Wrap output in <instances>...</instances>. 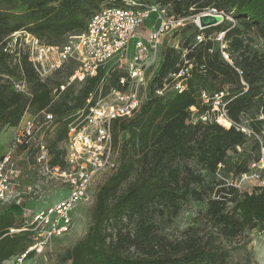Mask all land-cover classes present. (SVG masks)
Wrapping results in <instances>:
<instances>
[{"label": "trees", "instance_id": "trees-1", "mask_svg": "<svg viewBox=\"0 0 264 264\" xmlns=\"http://www.w3.org/2000/svg\"><path fill=\"white\" fill-rule=\"evenodd\" d=\"M104 1L0 0V73L20 72L32 91L31 96L17 92L0 77V129L17 126L28 108L52 112L58 122L51 143L53 164H63L58 144L67 135L72 114L84 105L102 73L84 82L77 95L74 83L55 99L53 86L64 80L57 74L48 82L42 81L27 56L15 63L4 48L9 36L18 30H26L47 44L61 45L68 35L85 28L88 19L104 7ZM136 1L168 5L180 16L217 8L230 14L235 23L223 20L203 28L189 24L174 32L180 34L181 47L162 50L160 65L139 111L113 123L119 165L98 188L93 223L63 256V264H230L233 249L246 232L264 229V187L240 191L227 184L224 178L230 173L236 175L248 168L251 159L230 155L248 138L234 126L226 129L217 122L194 121L191 107H196L197 114L207 112L212 104L204 101L203 93L211 98L225 91L228 117L239 122L252 114L251 121L246 119L248 124L262 132L264 51L254 46V35L264 41V0ZM123 2L113 0L108 5ZM221 31L226 32L231 61L223 57L214 38ZM200 34L205 38L195 41ZM183 49L187 51L183 53ZM185 59L193 64L186 88L158 93ZM118 77L111 74L107 87L115 85ZM191 200L207 202L203 214L209 231L189 227L182 236L171 239L162 232L159 221L174 219ZM24 224L23 215L0 213V264L14 255L30 254L34 232H10Z\"/></svg>", "mask_w": 264, "mask_h": 264}, {"label": "built area", "instance_id": "built-area-1", "mask_svg": "<svg viewBox=\"0 0 264 264\" xmlns=\"http://www.w3.org/2000/svg\"><path fill=\"white\" fill-rule=\"evenodd\" d=\"M208 14L235 23V19L223 10L211 7L201 16ZM153 15L155 22L150 28H145L144 22ZM191 16L175 14L168 5L157 2L129 0L126 5L102 7L88 19L82 31L68 35L61 45L47 44L26 30L15 31L9 36L4 50L13 56L15 63H21L23 56H27L42 81L48 82L60 71L68 70L64 81L59 86H53L55 99L67 86L84 83L102 73L97 85L85 98L84 105L72 114L67 135L61 141V147L58 145L63 164L52 163L53 152L47 141V135L58 127L55 114L47 109L35 111L28 108L16 126L9 149L0 157V204L10 203L19 195L16 190L22 169L15 158L19 151H33L36 174L51 183L68 185L69 194L33 211L31 217L24 214V226L11 228V233L31 229L34 238L43 242L71 230L72 213L89 197L93 183L101 176L112 173L119 165V153L113 139L114 121L133 117L139 111L152 79L149 71L153 67L156 70L160 65L164 37L185 26ZM201 16L196 20L200 28ZM225 34L221 31L214 38L223 57L231 61ZM197 38L202 41L205 37L200 34ZM132 42L133 56L130 53ZM192 67L193 64L185 59L177 71L170 73L164 88L158 93L162 94L166 89L183 91ZM113 73L119 75L118 80L115 85L107 87ZM11 84L15 91L32 95L25 76L12 80ZM225 94V91H220L210 98L204 92V101L212 104V108L197 114L196 107L192 106L193 120L217 122L226 129L234 126L247 138L254 139L258 143L257 158L251 159L248 168L236 174L235 182L229 185L239 190L243 186L245 191L264 187V132L255 131L245 119L239 122L231 120L227 114ZM221 118L229 121V125L220 121ZM259 118L263 119L264 115ZM219 166L223 167L222 164ZM27 252L21 254V259L26 257Z\"/></svg>", "mask_w": 264, "mask_h": 264}, {"label": "rangeland", "instance_id": "rangeland-1", "mask_svg": "<svg viewBox=\"0 0 264 264\" xmlns=\"http://www.w3.org/2000/svg\"><path fill=\"white\" fill-rule=\"evenodd\" d=\"M123 4H127L129 0H123ZM112 4L113 0H106L102 3V6ZM206 11V10H205ZM204 12V11H203ZM202 12L197 15H193L189 18L186 25L192 24L196 27V20L198 16H201ZM200 21L203 24H218L223 21V18L218 15L208 14L206 16H201ZM155 22V15L151 16L143 24L145 28H150ZM200 28V27H199ZM203 28V27H202ZM190 31L188 32V34ZM254 46L259 50L264 51V41L259 37L254 35ZM180 34H174V32H169L163 40L161 45L162 50L168 46L181 47L179 43ZM199 42L198 38L194 39ZM193 40V41H194ZM133 42L131 44V56L134 54ZM183 53L187 50L183 49ZM159 67V66H158ZM155 67L151 68L149 71V76L152 78L157 71L154 70ZM68 70L64 69L58 73V79L67 76ZM57 76V75H56ZM2 77L1 82L9 84L14 79H19L22 77L20 72L10 73H0ZM83 86V83H76L74 87V94L79 93V89ZM148 94V93H147ZM145 96V93H144ZM252 114H247L245 118L251 121ZM245 119V120H246ZM16 126H5L0 129V157L7 152L9 149L12 139L14 137ZM57 129L53 133L47 135V141L51 144L56 137ZM262 131L264 132V124ZM63 142L58 145L61 147ZM235 153L230 151V155L235 159L242 155L243 158L253 159L257 155L258 147L255 144L254 139H247L246 144ZM18 166L22 169L21 176L18 180L19 185H17V192L19 195L16 199L12 200L10 203L0 204V213L6 211H12L16 215L27 214V217H31L33 211L42 208L48 204H52L58 199L68 196L69 187L68 185L60 186L56 183L49 182L46 178L39 176L34 171V153L33 151L22 152L19 151L15 155ZM109 174H105L97 179L92 186L89 197L80 203L73 211V224L71 230L62 236L51 237L43 242H39L34 238V242L38 241V244L29 246L28 250L31 251L28 256L21 259V254L14 255L10 259L6 260L4 264H63V256L66 252L73 248L74 245L82 239L90 226L93 223V207L95 204V196L98 188L104 183ZM217 179H222L218 176ZM227 184L230 182H235V175L230 173L226 178H224ZM30 187V189H28ZM245 187H241L240 191H245ZM207 208V202L191 200L183 211L176 216L174 219L163 218L159 221L162 227V232L165 233L171 239L182 236L185 229L189 227H200L205 229V232L209 231V227L205 226L206 218L204 216V211ZM205 227V228H204ZM203 231V230H202ZM35 245V246H34ZM230 264H264V229L257 227L248 230L246 234L242 237L240 244H237L233 249L231 254ZM68 263V262H67Z\"/></svg>", "mask_w": 264, "mask_h": 264}, {"label": "water", "instance_id": "water-1", "mask_svg": "<svg viewBox=\"0 0 264 264\" xmlns=\"http://www.w3.org/2000/svg\"><path fill=\"white\" fill-rule=\"evenodd\" d=\"M203 16H206V15H203ZM200 23H201V26L202 27H207V26L213 25L212 23H210V24H203L201 21H200Z\"/></svg>", "mask_w": 264, "mask_h": 264}, {"label": "bare ground", "instance_id": "bare-ground-1", "mask_svg": "<svg viewBox=\"0 0 264 264\" xmlns=\"http://www.w3.org/2000/svg\"><path fill=\"white\" fill-rule=\"evenodd\" d=\"M220 121H222V122H224L226 124H229V121L224 120V118H221Z\"/></svg>", "mask_w": 264, "mask_h": 264}]
</instances>
